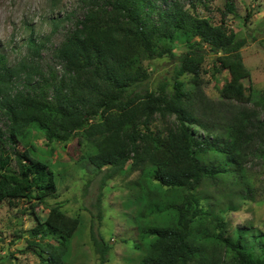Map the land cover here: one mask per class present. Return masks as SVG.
<instances>
[{
	"label": "trees",
	"instance_id": "trees-1",
	"mask_svg": "<svg viewBox=\"0 0 264 264\" xmlns=\"http://www.w3.org/2000/svg\"><path fill=\"white\" fill-rule=\"evenodd\" d=\"M83 3L82 18L54 50L61 75L41 70L36 58L45 43L34 38L27 42L31 59L11 66L0 55V112L5 118L0 128V205L34 199L42 203L43 192L55 189L53 173L30 144L32 132L43 133L49 143H62L85 129L97 139L98 153L90 161L103 172L101 189L130 165L145 177L147 198L160 200L143 217L150 218L161 206L174 216L166 224L142 227L148 251L139 264H264V235L247 228L232 237L225 230L205 232L195 195L205 179L242 177L251 156L264 160V90L257 109L247 107L253 98L252 87L245 85L251 75L242 54L247 40L226 20L212 24L182 0ZM235 10L234 1L228 0L226 13L235 15ZM252 17L250 10L245 21ZM177 44L186 52L177 55ZM208 51L221 53L214 71L223 68L230 74L219 101L208 99L200 85ZM164 57L177 60L174 76L158 92L151 91L144 63ZM184 75H192L190 87L180 80ZM155 116H175L177 126L167 133L155 131ZM210 154L216 159L207 163L202 157ZM101 201L102 193L96 204L99 220L104 214ZM61 209L59 203L44 221L37 217L33 236L49 235L57 242L33 243L43 264H72L70 242L79 223ZM93 242L105 264L109 245L94 231Z\"/></svg>",
	"mask_w": 264,
	"mask_h": 264
},
{
	"label": "rangeland",
	"instance_id": "rangeland-1",
	"mask_svg": "<svg viewBox=\"0 0 264 264\" xmlns=\"http://www.w3.org/2000/svg\"><path fill=\"white\" fill-rule=\"evenodd\" d=\"M182 1L187 2L186 7L192 13L212 24L226 20L239 38L247 40L242 54L251 75L245 85L253 89V98L247 107L257 109L256 103L264 90V0H233L235 15L226 13L228 0ZM84 8L83 0H0V55H5L11 66L22 59H31L27 42L34 38L45 43L40 57L36 58L41 70L61 75L62 65L55 58L54 50L82 18ZM250 10L253 17L246 22ZM186 50L183 45H176L177 55ZM220 55L208 51L200 70L201 88L212 101L220 100V92L230 80L228 70L214 71V61ZM177 64V60L168 57L146 61L144 65L150 77L146 87L158 92L163 83L171 82ZM180 80L190 87L192 75H184ZM4 121L0 112V128L4 127ZM176 126L175 116L164 119L155 116L152 122L153 130L161 133ZM96 140L88 136L85 129L76 131L62 143H49L45 135L36 130L31 133L30 144L37 147L36 155L53 173L55 189L43 192L42 203L34 199L5 201L0 205V264H43L41 251L33 243L57 242L49 235L37 239L33 231L39 225L37 217L44 221L50 208L59 203L61 210L79 223L70 242L72 264H101L94 248L93 231L110 247L105 264H139L146 256L148 248L142 238V227L166 224L174 216L161 206L150 218L143 217L146 209L156 207L154 203L160 200L157 196L153 200L147 198L145 177L141 171H133L130 165L101 189L103 172L90 161L98 153ZM202 158L207 163L216 159L213 154ZM11 169L17 171L16 165ZM242 172V177L235 175L240 180L232 174L222 175L216 181L205 179L195 191L203 211L205 232L225 230V235L232 237L237 230L247 228L264 235V160L251 156ZM101 193L104 214L99 220L96 204ZM179 194L180 191L176 195Z\"/></svg>",
	"mask_w": 264,
	"mask_h": 264
}]
</instances>
